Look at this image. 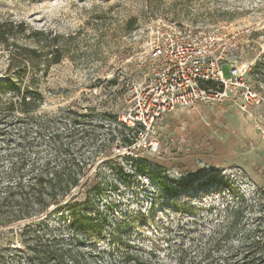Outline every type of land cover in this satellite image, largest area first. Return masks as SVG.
I'll list each match as a JSON object with an SVG mask.
<instances>
[{
  "label": "rangeland",
  "instance_id": "374dc122",
  "mask_svg": "<svg viewBox=\"0 0 264 264\" xmlns=\"http://www.w3.org/2000/svg\"><path fill=\"white\" fill-rule=\"evenodd\" d=\"M160 18L199 29L221 28V32L250 28L249 40L232 60L254 61V67L264 61V0H0V20L24 21L66 39L67 56L39 80L45 98L39 111L81 109L87 115L88 108H96L81 123L103 120L104 126L112 127L116 124L100 115L108 112L119 118L128 104L122 84L111 79L118 80L119 70L140 53L143 32ZM131 19L136 23L128 29ZM20 41L28 42L25 35ZM2 53L0 79L8 64L7 54ZM45 64L41 60V67ZM253 70L250 80L264 94V64ZM227 107L223 102L213 108L220 110L221 127L225 119L234 118L244 132L241 144L251 151L244 161L224 162L202 154L201 147L186 148L175 127L160 139L156 134L157 151L115 147V154L121 156L114 159L113 170L103 164L106 155L96 156L100 184L93 194L94 206L102 214L110 213L109 233L99 240L108 260L136 264L130 254L150 262L152 251L158 254L157 264H176L178 240L201 239L225 223L227 206L240 197L247 200L241 227L258 224L264 208V106L242 112ZM179 109L183 108L174 113ZM6 128L0 127V132Z\"/></svg>",
  "mask_w": 264,
  "mask_h": 264
},
{
  "label": "trees",
  "instance_id": "16d2710c",
  "mask_svg": "<svg viewBox=\"0 0 264 264\" xmlns=\"http://www.w3.org/2000/svg\"><path fill=\"white\" fill-rule=\"evenodd\" d=\"M22 35L28 42L20 41ZM1 51L8 64L0 79V127H7L0 132V264H116L100 248L110 213L94 206L100 184L96 156L106 155L103 164L113 170L114 159L121 156L114 148H129L135 129L108 112L100 116L115 127L104 126L103 120L81 123L96 108H88L87 115L81 109L39 111L45 101L39 80L69 51L64 35L2 19ZM246 202L240 197L228 205L225 223L201 239L178 240L176 264H264V208L256 226L242 228ZM158 258L152 251L150 262L129 254L136 264H157Z\"/></svg>",
  "mask_w": 264,
  "mask_h": 264
},
{
  "label": "built area",
  "instance_id": "2783aa9c",
  "mask_svg": "<svg viewBox=\"0 0 264 264\" xmlns=\"http://www.w3.org/2000/svg\"><path fill=\"white\" fill-rule=\"evenodd\" d=\"M220 29L160 18L143 32L142 50L117 74L128 104L119 121L136 132L129 149L157 151V126L177 108L238 100L243 110L264 106V94L249 77L254 61L232 60L252 30Z\"/></svg>",
  "mask_w": 264,
  "mask_h": 264
},
{
  "label": "crops",
  "instance_id": "0c3cea01",
  "mask_svg": "<svg viewBox=\"0 0 264 264\" xmlns=\"http://www.w3.org/2000/svg\"><path fill=\"white\" fill-rule=\"evenodd\" d=\"M240 103V100L224 102L225 105H228L229 111L237 110L235 107H239L240 111H247L240 108ZM215 106L198 105L192 110L179 109L178 112L168 113L157 126L158 138L160 139L163 134L169 132V128L175 127L176 136L179 133L183 138L180 144L186 145L184 146L186 148L193 146V149L197 150L201 147L203 151L199 150V152L201 151L202 154L224 162L244 161L251 152L247 147L244 149L241 144L245 139L240 134L244 132L236 127L234 118L225 119L221 127L220 120H218L220 110L213 108ZM178 125H180V129ZM207 125L210 127L209 129L206 128Z\"/></svg>",
  "mask_w": 264,
  "mask_h": 264
}]
</instances>
